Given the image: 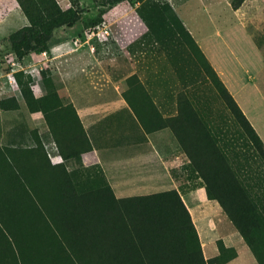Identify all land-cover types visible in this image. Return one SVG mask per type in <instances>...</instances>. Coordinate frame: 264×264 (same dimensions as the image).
I'll list each match as a JSON object with an SVG mask.
<instances>
[{
  "label": "trees",
  "instance_id": "1",
  "mask_svg": "<svg viewBox=\"0 0 264 264\" xmlns=\"http://www.w3.org/2000/svg\"><path fill=\"white\" fill-rule=\"evenodd\" d=\"M16 1L28 20L8 36L11 51L19 60L30 58L32 52L48 51L54 29L72 25L80 15L77 6L63 8L57 0ZM135 1L139 4L129 17L135 24L138 21L146 26L148 35L165 34L171 40L177 36L194 44L193 36L170 2ZM126 35L118 30L120 41ZM13 75L28 109L44 114L63 160L86 155V163L96 164L92 144L81 122L83 139L61 137L63 127L65 133L67 129L73 132V127L61 125L55 111L66 113L73 106L57 109L55 90L48 89L45 94L35 96L28 74L19 70ZM215 83L239 135L251 147L253 155H245L241 160L234 152L231 160L232 149L225 152L217 136L202 121L196 120L195 125L189 122L193 130L175 129L176 135L204 183L201 195L219 202L258 262L264 264V213L256 204L253 191L256 182L252 183L257 178L264 184V142L217 76ZM0 107L16 108V97L0 98ZM188 133L189 139L185 138ZM41 145L36 138L35 146L30 149L0 146V264H220L223 261L221 240H218L220 255L205 256L191 212L178 189L118 197L104 173L92 181L94 184L87 181L77 184L63 161L50 163ZM253 164L261 165L262 169H253Z\"/></svg>",
  "mask_w": 264,
  "mask_h": 264
},
{
  "label": "rangeland",
  "instance_id": "2",
  "mask_svg": "<svg viewBox=\"0 0 264 264\" xmlns=\"http://www.w3.org/2000/svg\"><path fill=\"white\" fill-rule=\"evenodd\" d=\"M57 1L63 8L77 6L80 15L72 25L54 29L47 54L35 64L37 61L33 53L30 58L19 60L11 51L8 41L10 33L28 23L26 16L16 0H0V98L14 95V88L17 90L15 77L12 75L10 82L7 73L19 70L31 77L35 94L41 96L48 89L55 90L57 109L60 110L68 104L73 106L69 91L82 82H88L89 87L99 88L103 92L121 90L130 104L137 105L139 101L141 106H144V102L147 104L140 93L145 89H157L158 85L161 86L159 88L165 86L174 94L167 99L172 112H175L176 101L181 98L191 100L206 111L203 118L212 120L216 140L225 152L232 149L229 152L231 160L235 155L241 160L245 155H253V150L239 135L235 121L218 93L215 76L224 85L225 79L230 89L238 95L240 91L246 107L258 112L264 109L263 98L258 95L255 85L248 82L256 78L257 84L258 76L264 75V0H162L171 3L193 36L194 44L181 41L177 36L171 40L165 34L160 37L148 35L146 26L138 21L135 24L134 19L129 17L139 4L135 0ZM112 25L116 31H112ZM118 30L119 33H127L122 41L117 37ZM54 54L57 55L56 59L47 58ZM209 56L218 71L211 64ZM33 66L35 69L31 70ZM160 74H163L161 81ZM4 81L13 87H3ZM42 90L45 92L41 93ZM110 95L113 96L112 93ZM108 98L109 103L123 99L120 95ZM148 100L154 108L162 103L159 97H149ZM177 103L180 105V101ZM72 108L61 114L55 111L61 125L66 123L67 128L69 125L73 127V132L67 129V133L63 132V127L61 137L66 135L83 139L80 118L75 107ZM28 111L26 104L24 109L19 107L3 114L0 111L1 147L30 149L39 138L50 163L63 161L67 164L66 168L77 184L86 181L94 184L99 175L103 176L98 164L86 163L80 156L63 160L46 119L41 129L33 127L25 117ZM116 150L118 147H108L104 153H109V159H113ZM189 162L184 164L183 175L178 174L180 181L185 182L183 189L203 184ZM260 166L253 164L252 167L262 169ZM257 181L255 178L252 183L257 184ZM171 187L172 184L167 183L160 188L146 184L123 193H150ZM201 211L193 210V213L204 236L201 223L206 216ZM214 247V243L203 245L204 254L209 256Z\"/></svg>",
  "mask_w": 264,
  "mask_h": 264
},
{
  "label": "crops",
  "instance_id": "3",
  "mask_svg": "<svg viewBox=\"0 0 264 264\" xmlns=\"http://www.w3.org/2000/svg\"><path fill=\"white\" fill-rule=\"evenodd\" d=\"M10 54L13 53L10 52ZM56 57L57 55L54 54L47 58L56 59ZM34 58L37 61L35 64L38 63V58ZM208 58L214 66L211 56ZM11 64H14V62ZM214 68L218 71L215 66ZM32 69H35V67L33 66ZM220 73L222 74V72ZM7 75L11 82L13 73L8 72ZM162 75L160 74V81L162 80ZM224 82L226 88L264 142V109L258 112L246 107L247 105L242 102L243 95H241L240 91L238 95V93L230 89L225 79ZM248 82L253 84V86L255 85L254 88L258 91V95L264 100V75L262 77L261 74L258 76L257 84L256 78L250 79ZM87 83L76 84L73 90L70 89V101L75 107L84 131L92 144L93 152L96 156V164L101 167L106 175L114 193L118 197H123L129 196L124 195L123 192L138 185L151 184L156 188H160L166 183L172 184L173 187L168 189L175 188L180 191L184 202L191 212L202 246L205 244L210 245L211 243L215 244L214 249L209 256L205 255L206 257L210 258L220 255L221 250L218 247V240H221L224 245V250L222 251L224 259L220 264H260L219 202L216 199L201 195L204 183L183 189L185 182L179 179L178 174L183 175L184 164L190 159L182 148L174 127L179 131L183 129L193 130L194 126L189 124V122L195 125L197 120L202 121L210 132L215 134L212 120L203 118L206 111L201 110V107L191 102V100L181 98L178 100L180 105L176 101L175 112H172L173 110L168 108L170 102L167 99L174 94L165 86L159 88L161 86L158 85L157 89L155 87L145 89L144 92L140 93L139 95L145 98L147 104L146 106L144 102V106H141L139 101H137V105L130 104L124 98L121 90L109 93L103 92L99 88L89 87ZM5 86L13 87V85L10 86L4 81L3 87ZM16 87L17 90L14 88L13 94L16 97L17 107L14 109H3L0 107L2 114L16 110L19 107L24 109L25 103L17 83ZM44 92V90L41 91V93ZM111 93L113 96L110 95ZM119 95L123 98L122 100L118 98L109 103L110 99L108 97H117ZM35 96H39V94H35ZM176 96H178V92ZM149 97H159L162 99V103L154 108L148 100ZM25 117L28 123L30 122L36 128L39 127L41 129L46 123L40 110L28 111ZM191 136L194 140V135ZM185 138H190L189 133ZM52 141L55 143L53 139ZM108 147H118V151L114 152L113 159H109L110 157L107 155L109 153H104ZM84 158H86L85 155L82 156V160ZM198 177L201 179L200 176ZM163 182L166 183L161 184ZM253 191L256 194V204L261 212L264 213V184H261V181L258 180ZM193 210H202L200 213L206 216V220L204 219V222L201 223L204 236L199 229L200 227L195 219Z\"/></svg>",
  "mask_w": 264,
  "mask_h": 264
},
{
  "label": "built area",
  "instance_id": "4",
  "mask_svg": "<svg viewBox=\"0 0 264 264\" xmlns=\"http://www.w3.org/2000/svg\"><path fill=\"white\" fill-rule=\"evenodd\" d=\"M32 53H33L34 57L38 58L39 61L42 60L46 55V51H42L40 53H35V52H32Z\"/></svg>",
  "mask_w": 264,
  "mask_h": 264
}]
</instances>
